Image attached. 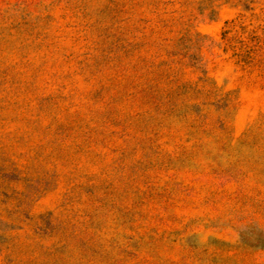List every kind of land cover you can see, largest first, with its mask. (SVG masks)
I'll return each instance as SVG.
<instances>
[{
    "label": "rangeland",
    "instance_id": "rangeland-1",
    "mask_svg": "<svg viewBox=\"0 0 264 264\" xmlns=\"http://www.w3.org/2000/svg\"><path fill=\"white\" fill-rule=\"evenodd\" d=\"M0 264H264V0H0Z\"/></svg>",
    "mask_w": 264,
    "mask_h": 264
}]
</instances>
